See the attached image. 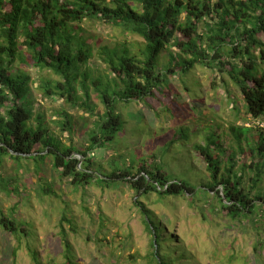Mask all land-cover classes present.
I'll return each mask as SVG.
<instances>
[{"label":"trees","instance_id":"obj_1","mask_svg":"<svg viewBox=\"0 0 264 264\" xmlns=\"http://www.w3.org/2000/svg\"><path fill=\"white\" fill-rule=\"evenodd\" d=\"M85 22L135 35L142 47L135 54L124 45L121 49L100 48L106 72L92 78L88 70H82L94 57L87 37L78 35ZM20 65L37 69V89L44 98L55 100L57 96L70 109L88 114L81 119L95 118L85 132L82 150L63 143L50 130L44 115L30 107L32 76ZM196 67L218 73L229 95L230 81L238 89L245 115L264 118V0H0V165L6 158L15 163L30 161L37 181L42 183L39 194L55 198L58 195L39 168L47 160L74 190L125 185L136 195L153 193L161 200L214 193L217 213L238 221L258 218L264 228V128H256L253 141L247 138L252 128H230L233 140L227 145L228 133L220 134L212 126L202 144L194 141L195 134L190 135L187 127H179L173 142L190 144V152L197 154L209 174L208 182L201 186L167 170L165 159L173 142L164 144L159 154L145 158L130 155L127 162L111 160L107 166L90 157L94 150L115 142L123 131L125 122L117 112L118 103L147 104L148 97L160 94L166 98L164 111L173 117V100L163 89L167 79L190 74ZM91 89L102 112L96 111ZM58 115L62 119L53 122L55 128L71 135L74 116L63 109ZM245 154L251 158L249 163L243 161ZM236 165L239 174L233 170ZM195 177L201 176L195 172ZM15 182L16 178L0 175V188L7 194L18 193ZM134 202L151 234L148 263L187 261L183 248L169 246L180 243L178 236L167 234L164 223L143 202ZM7 216L0 212L4 230L18 240L21 227L25 235H31L23 227L25 222ZM65 224L75 231L64 211L59 239L66 261L75 264ZM30 255L40 264L34 250Z\"/></svg>","mask_w":264,"mask_h":264},{"label":"rangeland","instance_id":"obj_2","mask_svg":"<svg viewBox=\"0 0 264 264\" xmlns=\"http://www.w3.org/2000/svg\"><path fill=\"white\" fill-rule=\"evenodd\" d=\"M81 28L78 35L87 37L94 54L82 70H88L92 78L106 72L99 57L100 48L121 49L124 45L131 54H135L142 47L139 37L124 34L110 26L85 22ZM20 67L32 76L30 107L35 113L40 111L44 115L50 130L63 143L82 150L86 146L85 132L91 128L95 118L86 121L81 119L80 116L87 118L88 114L70 109L57 96L55 100L52 97L44 98L37 89V69L30 65ZM220 78L213 70L201 67H196L182 77H169L163 89L173 100V117L164 111L166 98L160 94L156 98L148 97L147 104L118 103L117 112L125 122L123 131L115 142L94 150L90 157L107 166L111 160L127 162L130 155L145 158L154 152L159 154L164 144L173 142L181 126L187 127L190 135L195 134L194 141L201 144L209 132V126L220 134L228 133L225 139L227 145L233 140L230 128H252L254 131L247 134V138L253 141L256 128H264V118L246 116L236 86L228 81L229 95L220 83ZM90 92L96 111L102 112L93 89ZM25 98L24 101H27L28 97ZM62 109L74 116L75 129L71 135L59 131L53 123L62 119L58 115ZM76 157L82 159L79 154ZM242 158L246 163L251 161L248 154ZM165 165L170 173L185 175L200 186L208 182L205 164L196 153L190 152V144L175 140L166 156ZM39 168L41 176L56 192L57 198L39 194L42 183L37 181L30 161L22 159L15 163L6 158L0 165V175L16 178L18 186V193L10 194L0 188V212L5 216L10 214L8 218L25 222L23 227L31 232V235H25L21 227L18 240L0 226V264H35L30 255L33 250L40 264H69L59 239V220L64 211L66 218L75 225V231L69 224L64 227L75 264H149L147 256L151 252V234L135 206L136 200L154 212L164 223L167 234L178 236L180 243H171L169 246L183 248L189 259L175 264H264V228L257 221L258 218L238 221L224 217L213 207L217 205L214 193L198 194L195 198L184 195L161 200L153 193L148 196L136 195L125 185L110 189L89 186L74 190L59 178L58 173L51 168L50 160L44 161ZM233 170L239 174V165ZM195 172L201 177H195ZM218 190H221L220 187Z\"/></svg>","mask_w":264,"mask_h":264}]
</instances>
